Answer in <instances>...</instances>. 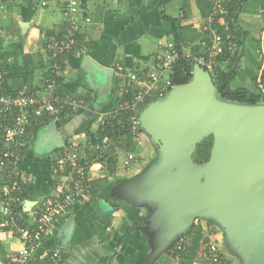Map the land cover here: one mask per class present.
<instances>
[{"label": "crops", "instance_id": "crops-1", "mask_svg": "<svg viewBox=\"0 0 264 264\" xmlns=\"http://www.w3.org/2000/svg\"><path fill=\"white\" fill-rule=\"evenodd\" d=\"M149 1L142 0V3L147 4ZM66 3L67 0H0V56L16 44H21L23 54L34 56L38 63L46 61V42L67 32L68 19L64 16ZM260 5L261 0H248L239 16L241 26L250 32L246 40L248 49L250 42L260 47ZM163 11L171 18L181 19L188 15V19L181 23V34L186 39L193 37L195 40L185 45L182 40L181 49L189 53L187 49L191 51V47L197 45L199 39L195 36L205 26L196 0H172ZM74 19L79 23L81 45L62 63L60 90L83 101L85 98L88 100L82 109L63 120L40 123L34 120L40 116L32 115L34 121L22 170L25 181L33 187L28 200L32 204L31 208L40 207L52 200L66 181L64 177H55L53 162L64 146L76 144L83 149V155L89 162V192L45 235L31 264H47L49 251L59 252L61 264H97L106 258L115 259L118 264H162L165 251L179 236L165 251L153 255L156 238L150 219L157 206L136 202L121 191L124 183L148 171L149 159L139 160L126 169L119 161L117 171L112 175L106 169V161H102L100 155L94 157L88 151L90 147L100 148L95 145L98 131L96 119L114 111L119 93L125 87H122L125 80L115 71V64H121L131 73H155L164 46L172 39L171 24L160 18L159 8L138 13V8L128 5L126 0H79L78 14ZM255 25L257 28H253ZM251 30L256 32V37H251ZM246 57H250L248 51L242 60ZM19 64L22 65L21 58ZM45 73L46 69L43 68L35 70L31 82L35 91L43 87ZM242 77H246V83L248 81L250 85L252 81L251 88L248 84L244 88L252 89L254 79L249 81L244 70L237 76L240 80ZM9 85L13 88L16 83L9 81ZM25 89L22 87L21 91ZM49 136H52L51 139H48ZM70 221L72 233L65 242L59 238V233ZM205 222L212 225L209 226L210 233L216 239L226 262L244 264L239 254L227 249L225 231L221 227L217 228L218 225L212 220ZM19 245L17 238L8 232H0V264H11ZM204 260L202 256V263L197 264H203Z\"/></svg>", "mask_w": 264, "mask_h": 264}, {"label": "water", "instance_id": "water-1", "mask_svg": "<svg viewBox=\"0 0 264 264\" xmlns=\"http://www.w3.org/2000/svg\"><path fill=\"white\" fill-rule=\"evenodd\" d=\"M190 84L174 87L151 102L139 123L158 145L160 159L121 191L136 202L155 204L150 219L156 250L165 251L196 219L219 225L230 249L244 264H264V106H243L215 98V86L193 66ZM213 137L209 160L194 164L196 145ZM49 136L48 139H51ZM31 202L24 210L31 209ZM72 221L61 229L67 241Z\"/></svg>", "mask_w": 264, "mask_h": 264}, {"label": "built area", "instance_id": "built-area-1", "mask_svg": "<svg viewBox=\"0 0 264 264\" xmlns=\"http://www.w3.org/2000/svg\"><path fill=\"white\" fill-rule=\"evenodd\" d=\"M224 0H213L214 8L222 13L221 4ZM79 0H67L64 16L68 19V28L64 38L49 41L45 51L50 56L48 68L49 79L43 89L32 93L13 92L5 88L4 71L0 66V232H8L17 238L19 248L11 264H31L36 252L41 246L45 235L57 223L64 219L72 207L85 198L88 194L89 169L83 155V149L76 144L63 148L53 162L56 173L66 179L64 187L48 203L24 210L22 184L25 174L22 162L25 158V148L28 144L27 129L30 126L32 112L37 111L54 121L60 120L64 111L73 112L82 109L85 102L68 93H63L58 88L55 79L61 76L62 63L68 55L73 53L80 45L78 39L79 23L74 19L78 14ZM261 28L259 46L264 55V0L260 5ZM182 16V12H180ZM88 22L89 20H85ZM213 21L212 18L209 22ZM205 25L202 29L206 31ZM203 45V42L201 43ZM222 38L213 35L210 45H205L204 53L192 56L181 49L176 50L172 40L166 42L159 68L153 74L131 73L121 64H115V71L124 76L128 85H134L137 92L130 102L119 105V110L131 112L132 127L139 125V107L146 103L167 98L174 88L171 84V74L174 62L179 55L183 56L194 65L204 70L208 76L214 77L218 68V57L222 54ZM231 51L232 46L229 44ZM264 60V59H263ZM264 61L256 76V85L264 97V79L261 78ZM261 106H264L262 104ZM109 121H116L113 113L102 114L97 118L98 127L104 126ZM83 162V164L81 163ZM197 219L194 221L196 222ZM186 238L180 236L175 242L174 253L184 247ZM202 256L206 264H225L226 260L220 253V248L213 234H208L207 241L202 245ZM49 264H61L62 257L58 251H49L46 256ZM98 264H118L115 259H104Z\"/></svg>", "mask_w": 264, "mask_h": 264}, {"label": "trees", "instance_id": "trees-1", "mask_svg": "<svg viewBox=\"0 0 264 264\" xmlns=\"http://www.w3.org/2000/svg\"><path fill=\"white\" fill-rule=\"evenodd\" d=\"M133 1L134 2L130 3V5H135L138 8V13H143L154 8L160 9V18L163 21L169 22L171 24V40L178 52L181 50L182 40L185 41L183 43L184 45L195 40V38L193 37L186 39L181 34V31L183 30L181 27V23L188 19V15H184V17L181 19L171 18L167 16L163 11V8L172 0H151L147 4L142 3V0ZM247 1L248 0H224L220 5L222 8V13H220L219 10L214 8L215 6L213 0H196L198 11L201 18L205 19V25L207 26V29L206 31L200 32V34H197L195 36L196 38L200 39V41L197 46H193L192 51H194L195 54H203L206 47L205 45H210L212 36H220L222 38L221 45L223 52L218 57V61L220 64H222V69L218 71L215 80L212 78L215 85L216 99L221 102H228L243 106H258L264 104V97L257 88L256 78L253 80L254 87L252 89L236 88L235 86H233V83L237 78L238 71L241 67V60L245 55L246 40L250 36V32L245 30L239 22V16L241 14L242 8ZM182 10V12L184 13L185 9L183 8ZM210 18H212L213 21L209 22ZM64 35L65 34L63 32L62 34H58L51 40L62 39L64 38ZM79 38L80 35H78V39ZM49 41H47L46 44ZM202 42L203 45L201 44ZM229 44L232 46L231 51L228 49ZM45 53L47 55L46 61H40L38 63L34 60V56L23 54L21 44H16L9 52L1 55L0 66L4 71L5 88L13 92H21V88L25 87L26 89L24 92H35V90L31 87V82L34 77L35 70L38 68H43V70L46 69L44 79L45 85L46 80L50 78V72L48 71V68L51 62L49 54L46 51ZM19 58H21L22 60V65L19 64ZM192 65L193 64L186 60V58L181 56V54L179 55L178 59L173 64L172 74L170 77L173 87L184 86L191 82L193 77ZM137 73L139 72L137 71ZM61 78L62 76H57V78H55L58 81V88H60ZM261 78L264 79V69L262 70ZM124 80L126 81L125 87L119 93V100L115 107L117 109L113 114L117 122L109 121L104 126L98 127L95 145H99L100 148L99 150H97L95 147H90V150L88 151L91 152L94 157L100 155L99 158L102 161H106V169L112 175H114L115 171H117L116 168L119 162V154L122 155L128 152H133L134 148L132 143L133 127L131 122V117L133 114L125 110H119L118 108L119 104L121 105L126 102H130L134 94L137 92V89L133 84L128 85L126 79ZM9 81L16 83L15 87L11 88L9 85ZM43 87L41 89H43ZM84 100L87 101L88 98H85ZM148 104L146 103L145 105ZM143 107L144 106H140L139 109L142 110ZM72 114H74V112L68 110L64 111L59 117L63 120L66 116ZM32 115L36 116L39 114L37 113V111H34L32 112ZM39 116L40 117H38V119L36 118L34 120L40 123H46L48 120H52L51 118L44 115ZM34 120L31 119L30 121V126L27 129V136H29V134L31 133L33 125L32 123ZM212 144L213 137L211 135L204 138L200 143L196 145L194 151L192 152L191 161L197 165L205 164L209 160ZM26 149L27 147L25 148V152ZM85 160L89 165L88 159L86 158ZM81 163L83 164V162ZM55 177L59 178L62 177V175L57 172ZM137 177H133V179ZM22 189L23 198L28 201L33 187L30 183L24 182L22 184ZM208 234H210V232H206L202 227L192 225L183 234V237L186 238V241L182 250L174 253L175 245H171L170 248L167 249V251H165L164 253L162 264H171L172 262H175L177 264H197L202 259V252L200 253V248L205 243V241H207ZM103 260L104 259L100 261ZM46 262L47 264H49L48 260ZM225 264L228 263L225 262Z\"/></svg>", "mask_w": 264, "mask_h": 264}, {"label": "rangeland", "instance_id": "rangeland-1", "mask_svg": "<svg viewBox=\"0 0 264 264\" xmlns=\"http://www.w3.org/2000/svg\"><path fill=\"white\" fill-rule=\"evenodd\" d=\"M130 0H126V3L129 5L130 4V2H129ZM259 19L261 20L262 19V17H261V13H260V8H259ZM205 20V19H204ZM260 22V21H259ZM255 23L257 24V25H259L258 24V22L257 21H255ZM205 24H206V21H205ZM257 25H255V26H253V28H257ZM260 28H261V22H260ZM260 31V30H259ZM251 37H256V32L255 31H253V30H251ZM259 34V32H257V35ZM199 41H200V39L198 40V43L197 44H199ZM194 46V45H193ZM193 46L191 47V48H193ZM195 46H197V45H195ZM253 46H254V48H253ZM253 49H254V51H253ZM255 50H256V53H255ZM187 51H189V53L188 54H190V55H192V56H196V55H198V53H194V51H190V50H188L187 49ZM246 51H248V56H250V57H246V59L245 60H242V63H241V68H240V70L238 71V74H241L242 73V71L244 70V72L246 73V75H247V77H248V79H249V81H251L252 80V78L253 79H255L256 78V76H257V74H258V72H259V68L262 66V61H264L263 59H264V55L262 54V50H261V48L259 47L258 48V46H256V45H252V42H250V44H249V49H248V47L246 48V50H245V53H246ZM244 57H245V55H244ZM243 57V58H244ZM254 59V60H251V59ZM255 58H256V60H255ZM255 64H253V63ZM193 66V65H192ZM220 69H222V64H220L219 63V61H218V68H217V70H216V73L214 74V77H211L210 75H209V77H210V79H211V81H212V83H213V85H214V80L216 79V76H217V74H218V71L220 70ZM127 71H129L128 69H126ZM240 72V73H239ZM121 76V75H120ZM238 76V75H237ZM121 77H124V76H121ZM212 78L214 79V80H212ZM242 80H240V79H238V78H236V84L234 85L233 84V86H235L236 88H244V87H246V84H248V81H247V83H246V80H247V78L245 77V78H241ZM125 83H126V81H123L122 82V87L125 85ZM190 84V83H189ZM242 84V85H241ZM215 86V85H214ZM248 87H250L251 88V86H252V81H251V85H250V82H249V84L247 85ZM178 93V90L177 89H174V90H172V94L175 96L176 94ZM216 98V97H215ZM163 101H164V99H163ZM153 102H162V100H156V101H153ZM117 104V102L115 103V105ZM120 105V104H119ZM144 107H143V109L142 110H138L139 111V115L137 116L138 118H140V115H141V113L143 112V110L148 106V105H143ZM116 109L117 108H114L113 110L114 111H112V113L114 114V112L116 111ZM76 112V111H75ZM109 113H111V112H109ZM96 122H97V119H96ZM116 122H117V120H116ZM143 130V131H142ZM132 132H133V140H132V143H133V152H128V153H125V154H119V161H120V165H124V169H126V167L127 166H134L136 163H137V161H139V160H142V161H145L146 160V158H148L149 160V166H148V170H150L151 169V167L155 164V163H157L158 161H159V159H160V152H159V148H158V145L151 139V137L146 133V131H145V129H143L142 127H141V125H140V123H139V125H134L133 126V130H132ZM206 138V137H205ZM202 141V140H201ZM200 141V142H201ZM199 142V143H200ZM66 147H68V146H64L63 148H66ZM62 148V149H63ZM61 149V150H62ZM134 160H136L135 162H133ZM133 162V163H132ZM131 164V165H130ZM208 219H197V221L196 222H194L195 224H194V226H201V225H204V226H202V228L206 231V232H211V230H210V227L209 226H212V225H209V224H207L205 221H207ZM201 224V225H200ZM218 227H220L219 225L217 226V228ZM215 239V238H214ZM216 240V239H215ZM227 246V249H229V251H230V245L229 244H227L226 245ZM202 249H203V247H201L200 248V253L202 252ZM220 253H221V255L224 257V255L222 254V252L220 251ZM201 255V254H200ZM201 258H202V255H201ZM201 261H202V259H201ZM171 264H177V263H175V262H172ZM203 264H206V262H205V260H204V263Z\"/></svg>", "mask_w": 264, "mask_h": 264}, {"label": "clouds", "instance_id": "clouds-1", "mask_svg": "<svg viewBox=\"0 0 264 264\" xmlns=\"http://www.w3.org/2000/svg\"><path fill=\"white\" fill-rule=\"evenodd\" d=\"M194 224H195V223L193 222V225H194ZM183 234H184V233H183ZM183 234H182L181 236H183ZM179 237H180V236H179ZM179 237H178V238H179ZM178 238H177V239H178ZM177 239H176V241H177ZM176 241H175V242H176ZM175 242H174V244H175ZM174 244H173V245H174Z\"/></svg>", "mask_w": 264, "mask_h": 264}, {"label": "bare ground", "instance_id": "bare-ground-1", "mask_svg": "<svg viewBox=\"0 0 264 264\" xmlns=\"http://www.w3.org/2000/svg\"><path fill=\"white\" fill-rule=\"evenodd\" d=\"M2 65V64H1Z\"/></svg>", "mask_w": 264, "mask_h": 264}]
</instances>
